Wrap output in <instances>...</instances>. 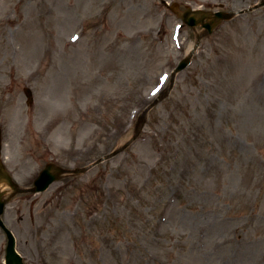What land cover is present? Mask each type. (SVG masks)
<instances>
[{"label": "rangeland", "instance_id": "374dc122", "mask_svg": "<svg viewBox=\"0 0 264 264\" xmlns=\"http://www.w3.org/2000/svg\"><path fill=\"white\" fill-rule=\"evenodd\" d=\"M258 1L0 0L1 157L15 181L131 137L132 114L201 31L178 26L172 3ZM3 221L24 264H264V6L201 38L124 151L15 195ZM5 246L0 229V264Z\"/></svg>", "mask_w": 264, "mask_h": 264}, {"label": "water", "instance_id": "95a60500", "mask_svg": "<svg viewBox=\"0 0 264 264\" xmlns=\"http://www.w3.org/2000/svg\"><path fill=\"white\" fill-rule=\"evenodd\" d=\"M189 23H193L194 21H189ZM186 62H182L179 69L182 68ZM56 177L49 173L48 171H44L42 175H40V178L35 182L36 187L31 189L33 191L42 190L44 189L53 179ZM4 179L7 184H9L15 191L19 190L17 186L11 181L8 174L5 172L3 165L0 163V180ZM2 192H0V214L3 211V204L4 201L1 200ZM0 224L2 225V222L0 220ZM5 232L8 236V246H7V253H6V261L7 264H22L21 258L16 254L14 251V240L11 235V233L4 227Z\"/></svg>", "mask_w": 264, "mask_h": 264}]
</instances>
